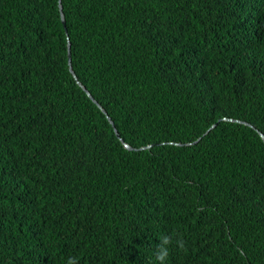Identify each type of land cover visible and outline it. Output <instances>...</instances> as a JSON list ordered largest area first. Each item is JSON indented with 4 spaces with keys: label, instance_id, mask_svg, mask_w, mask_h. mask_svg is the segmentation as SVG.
I'll list each match as a JSON object with an SVG mask.
<instances>
[{
    "label": "trees",
    "instance_id": "obj_1",
    "mask_svg": "<svg viewBox=\"0 0 264 264\" xmlns=\"http://www.w3.org/2000/svg\"><path fill=\"white\" fill-rule=\"evenodd\" d=\"M116 1L0 0V264H264V0Z\"/></svg>",
    "mask_w": 264,
    "mask_h": 264
},
{
    "label": "clouds",
    "instance_id": "obj_2",
    "mask_svg": "<svg viewBox=\"0 0 264 264\" xmlns=\"http://www.w3.org/2000/svg\"><path fill=\"white\" fill-rule=\"evenodd\" d=\"M136 5V0H117L115 2V6L121 10V11H126V12H131L133 11L134 7ZM62 6V5H61ZM58 8H59V4H58ZM64 16V15H63ZM64 28V27H63ZM64 30L66 31V26L64 28ZM67 33V31L65 32V34ZM67 42L68 41V35H67ZM70 44V43H69ZM70 65H71V60H70ZM72 68V67H71ZM73 71V70H72ZM75 74V73H74ZM78 80V79H77ZM76 82V81H75ZM77 84V83H76ZM92 97V96H91ZM98 104V103H97ZM99 108V110L103 113V109L100 107V105L98 104L97 106ZM103 114H105V116L107 117L106 113L104 112ZM109 118V117H108ZM110 123V122H109ZM111 124V123H110ZM113 131H114V125L111 124ZM116 130V128H115ZM117 131V130H116ZM118 132V131H117ZM115 134V133H114ZM116 135V134H115ZM119 136V135H118ZM117 137V136H116ZM118 138V137H117ZM121 138L119 137V140ZM173 243V238L168 235V234H162L158 240V242L155 244V248L153 251V255L155 257V260L157 262V264H167V260L170 254V246ZM175 244L176 247L179 250H183L185 247V241L182 238H177L175 240ZM241 248L240 247H236V250L239 251ZM65 264H78V261L75 257H69L67 258Z\"/></svg>",
    "mask_w": 264,
    "mask_h": 264
},
{
    "label": "water",
    "instance_id": "obj_3",
    "mask_svg": "<svg viewBox=\"0 0 264 264\" xmlns=\"http://www.w3.org/2000/svg\"><path fill=\"white\" fill-rule=\"evenodd\" d=\"M58 4H59V11H60V20H61V23H62L63 27L65 28L66 25H65V19H64L63 13H62L61 0H58ZM65 32H66V31H65ZM69 48H70V44L67 43V49H68V55H67V56H68L69 71H70V73H71L73 79L76 81L77 85H78L79 87H81L82 90L85 91L86 95L92 100V102L98 106L97 102L91 97V95L89 94V92L86 91V89L81 85V83L77 80L76 75H75L74 72L72 71V68H71V65H70V51H69ZM103 113H104V111H103ZM107 118H108V116H107ZM224 120L234 121V122H239V121H237V120H232V119H224ZM109 122L112 124V122H111L110 119H109ZM214 127H215V125H212L207 131H205V133H204L203 135H206V134H207L210 130H212ZM257 132H258V131H257ZM114 133H115L116 136L119 138V136H118V132L115 130V128H114ZM258 134H259L260 138L262 139V141H263V143H264V134H262V133H260V132H258ZM199 140H200V139L196 140L194 143H197ZM120 142L122 143V145H123V147H124L125 149H127V150H132V148H131L127 143H125L122 139H120ZM141 149H143V148H141Z\"/></svg>",
    "mask_w": 264,
    "mask_h": 264
}]
</instances>
